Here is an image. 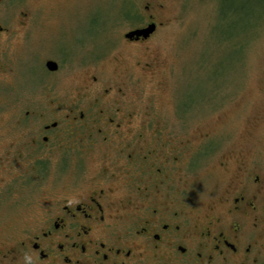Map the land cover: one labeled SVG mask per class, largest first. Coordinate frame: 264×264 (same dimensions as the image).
Here are the masks:
<instances>
[{
    "label": "rangeland",
    "instance_id": "1",
    "mask_svg": "<svg viewBox=\"0 0 264 264\" xmlns=\"http://www.w3.org/2000/svg\"><path fill=\"white\" fill-rule=\"evenodd\" d=\"M150 15L157 24L153 36L144 44L124 41L123 34L144 26ZM0 28V61L9 58L13 66L10 75L0 76V245L35 225L38 208L58 188L31 177L33 158L24 145L27 133L38 128L32 125L58 118L77 101L86 72L121 86L126 93L120 105L136 120L162 132L171 125V135L209 151L191 170L200 176L188 189L199 201L207 198L203 180L213 176L209 170L218 152L240 149L252 134L251 149L264 158V118L258 115L264 0H0ZM82 41L87 50L81 55ZM48 59L58 61L60 70L47 78L40 64L45 68ZM20 62L25 66L19 72ZM43 84L54 93L41 90ZM96 94H80V100ZM52 98L61 102L56 109L47 103ZM194 141L188 150L197 149ZM18 150L28 154L11 167ZM23 169V186L11 185V174ZM28 259L0 264H29Z\"/></svg>",
    "mask_w": 264,
    "mask_h": 264
},
{
    "label": "flooded vegetation",
    "instance_id": "2",
    "mask_svg": "<svg viewBox=\"0 0 264 264\" xmlns=\"http://www.w3.org/2000/svg\"><path fill=\"white\" fill-rule=\"evenodd\" d=\"M21 17L24 22L27 13L22 11ZM149 19L127 32L154 23L152 33L129 38L125 32L124 41L146 43L157 29L152 15ZM84 44H77L79 53L87 50ZM49 60L45 68L40 64L47 78L60 70L56 60H52L56 68L48 69ZM17 66L20 72L25 63ZM12 69L9 58L0 61V76L10 75ZM83 77L77 101H70L67 112L55 119L42 117L32 125L38 128L27 133L24 146L31 149V177L58 188L38 208L35 225L15 242L0 245V260L264 264V158L251 149L252 134H247L240 149L232 147L214 156L209 170L213 176L203 180L207 198L199 201L188 185L199 179L191 170L209 151L188 137L171 135V125L162 132L159 126L136 120L131 110L120 105L121 94L126 93L121 86L101 83L92 73ZM43 87L45 93H54L49 84ZM83 93L97 94L86 102L80 100ZM111 98L114 101L103 103ZM260 100L258 115L264 118V93ZM47 103L58 108L61 102L52 98ZM140 124L144 125L140 128ZM192 141L195 151L187 149ZM23 151H15L9 165L28 154ZM25 174L24 169L15 171L9 183L22 187Z\"/></svg>",
    "mask_w": 264,
    "mask_h": 264
},
{
    "label": "water",
    "instance_id": "3",
    "mask_svg": "<svg viewBox=\"0 0 264 264\" xmlns=\"http://www.w3.org/2000/svg\"><path fill=\"white\" fill-rule=\"evenodd\" d=\"M155 29V24L154 23H150L148 24L146 27L143 28H137L135 30H131L129 32H127L125 34L126 37H139V36H143V37H147L150 33H152ZM46 66L48 69L50 70H54L56 68V63L52 60H49L46 62Z\"/></svg>",
    "mask_w": 264,
    "mask_h": 264
}]
</instances>
